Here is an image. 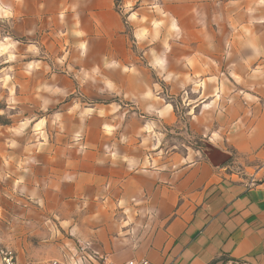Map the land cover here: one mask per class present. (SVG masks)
<instances>
[{"label": "crops", "instance_id": "crops-1", "mask_svg": "<svg viewBox=\"0 0 264 264\" xmlns=\"http://www.w3.org/2000/svg\"><path fill=\"white\" fill-rule=\"evenodd\" d=\"M0 19L12 21L20 38L44 31L67 43L73 70L52 75L47 86L87 98L72 115L82 140L52 148L47 165L43 149L30 150L35 179L26 163L13 179L10 136L2 133L4 203L13 204V183L24 188L25 180L27 198L51 204L70 234L100 237L90 242L94 250L113 251L130 236L139 238L125 252L151 264H264V0H0ZM165 89L199 94L189 105L196 123L199 109L211 110V131L196 129L211 145L175 173L166 164L141 169L133 144L139 130L120 131L150 115L170 123ZM107 96L119 100L98 104ZM42 183H50L51 197ZM113 188L122 189L117 203L130 205V219L108 213ZM0 211L6 221L9 206Z\"/></svg>", "mask_w": 264, "mask_h": 264}, {"label": "rangeland", "instance_id": "rangeland-1", "mask_svg": "<svg viewBox=\"0 0 264 264\" xmlns=\"http://www.w3.org/2000/svg\"><path fill=\"white\" fill-rule=\"evenodd\" d=\"M68 48L67 43H57L44 31L20 38L15 34L12 21L0 19V136L2 139V133L10 136V142L4 143L14 154L12 170L15 180H19L23 169L20 163H26L25 166L29 168L26 174L29 173L33 176L32 179H35V167H31L35 166V156L30 150L43 149L44 159L40 160L47 165L46 162L50 163L51 160L49 155L52 148L59 147L62 150L68 147L72 139L73 142L82 140L78 117L74 118L72 115L73 112L83 109L87 98L79 91L70 96L55 93L47 86L52 75L65 76L72 72L73 69L69 67L71 55ZM134 51L141 53L137 49ZM61 76L59 77L62 78ZM161 94L165 102L173 107L170 123H165L164 119L157 115H150L147 119L140 117L145 123L123 124L120 131L126 136L132 128L134 134L139 130L133 144L140 149L141 169H158L166 164L170 165L172 173H175L187 165V159L190 162L191 159L199 157L195 156V150L203 151L211 145L212 141L206 136L201 137L196 133V129L205 135L211 131V110L199 109V120L196 123L194 115L197 109L189 105L200 101L198 93L189 91L172 94L165 89ZM118 100L119 98L114 96H107L97 102L99 104ZM221 111L227 112L226 109ZM215 126L218 127L219 124ZM123 138L126 140V137ZM125 140L123 142L127 143ZM3 146L0 145L1 149ZM190 154L192 156H189ZM60 164L62 165V162ZM22 184L24 188H21L19 183H13L12 205L3 202L2 196L9 193L3 195L0 188V208L9 206L10 210V213L6 214V221L2 219L3 213L0 215V251L10 249L17 256H24L26 259L21 258L24 262H21L22 264H43L50 260L68 264H104L107 257L114 262L125 257L129 261L134 259L131 257L132 253L125 252L124 249L131 247V239L139 237L122 236L113 251H99V248L94 250L90 242L96 240L99 243L100 237L70 234L68 225H60L51 204L33 203L34 198H27L30 195L26 192L25 180ZM41 190L43 196L51 197L50 183H42ZM109 191L113 201L106 205L108 213L115 215V212H118L124 218L130 219V205L117 203V198H122V189L113 188ZM94 192V189L87 187V195ZM35 207L40 212H34ZM82 207L96 214L106 211L105 208L99 209V204H83ZM35 232L37 234H33Z\"/></svg>", "mask_w": 264, "mask_h": 264}, {"label": "built area", "instance_id": "built-area-1", "mask_svg": "<svg viewBox=\"0 0 264 264\" xmlns=\"http://www.w3.org/2000/svg\"><path fill=\"white\" fill-rule=\"evenodd\" d=\"M0 264H22V263L19 261L15 252H13L10 249H2L0 251ZM43 264H68V263L59 260H50L44 262ZM78 264H86V263H78ZM104 264H117V263L107 262ZM124 264H151V263L147 259H143V260H130Z\"/></svg>", "mask_w": 264, "mask_h": 264}]
</instances>
